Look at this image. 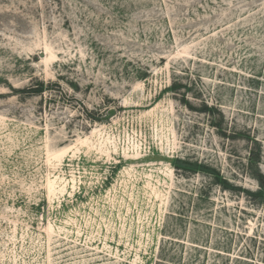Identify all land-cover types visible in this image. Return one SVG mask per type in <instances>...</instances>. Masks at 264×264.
Returning a JSON list of instances; mask_svg holds the SVG:
<instances>
[{
  "label": "rangeland",
  "instance_id": "1",
  "mask_svg": "<svg viewBox=\"0 0 264 264\" xmlns=\"http://www.w3.org/2000/svg\"><path fill=\"white\" fill-rule=\"evenodd\" d=\"M0 264H264V0H0Z\"/></svg>",
  "mask_w": 264,
  "mask_h": 264
}]
</instances>
